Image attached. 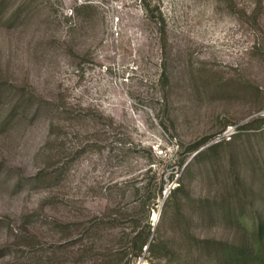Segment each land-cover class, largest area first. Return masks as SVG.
I'll list each match as a JSON object with an SVG mask.
<instances>
[{
	"label": "rangeland",
	"instance_id": "rangeland-1",
	"mask_svg": "<svg viewBox=\"0 0 264 264\" xmlns=\"http://www.w3.org/2000/svg\"><path fill=\"white\" fill-rule=\"evenodd\" d=\"M263 175L264 0H0V264H64L58 223L96 216L153 227L136 264H211Z\"/></svg>",
	"mask_w": 264,
	"mask_h": 264
},
{
	"label": "trees",
	"instance_id": "trees-1",
	"mask_svg": "<svg viewBox=\"0 0 264 264\" xmlns=\"http://www.w3.org/2000/svg\"><path fill=\"white\" fill-rule=\"evenodd\" d=\"M255 122L257 121H253L249 125ZM225 127L214 136H220ZM214 136L194 145L189 154H194L208 145ZM226 143L230 142L221 140L209 147L206 152H199L187 164L186 169L193 163L206 159L210 153ZM213 160L209 159L211 162ZM186 161L183 159L180 162V167L185 165ZM50 176L44 175V172L40 171L32 182L39 186L47 184L52 181ZM260 181H263L262 189H264V175L260 177ZM262 189L260 191L249 189L248 192H245V196L242 195L240 199L239 209L233 205L230 208H226V205L221 206L224 210L223 217L227 220H235V225L240 230L239 239L232 242L199 240L195 243V249L200 258H205L211 264H264V190ZM163 190V186H161L159 191L153 195V199L161 196ZM179 191L180 187L173 189L168 200L171 201L175 198ZM108 218L109 220H103L96 216L90 217L86 222L81 221V223H58L61 231L66 232V238L70 239L66 243L69 246L65 249L67 253L62 258L64 264H136L145 254H155V248L158 246L152 242L153 227L149 223L143 228L136 225L134 231L126 235L125 238H117L106 231V229H110L108 227L115 226L117 219L111 216ZM25 231L26 235L17 234L19 243L25 247L30 246L32 251H36L33 249L34 240L36 241L35 235L26 229ZM44 258L51 260L50 257L45 256ZM149 264L155 263L153 260H149Z\"/></svg>",
	"mask_w": 264,
	"mask_h": 264
},
{
	"label": "built area",
	"instance_id": "built-area-1",
	"mask_svg": "<svg viewBox=\"0 0 264 264\" xmlns=\"http://www.w3.org/2000/svg\"><path fill=\"white\" fill-rule=\"evenodd\" d=\"M160 153H162V152H160Z\"/></svg>",
	"mask_w": 264,
	"mask_h": 264
}]
</instances>
